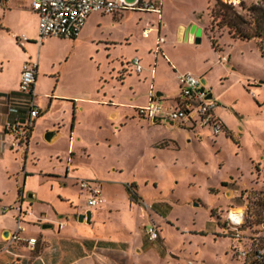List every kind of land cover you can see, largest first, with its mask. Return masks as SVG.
<instances>
[{"label": "rangeland", "instance_id": "1", "mask_svg": "<svg viewBox=\"0 0 264 264\" xmlns=\"http://www.w3.org/2000/svg\"><path fill=\"white\" fill-rule=\"evenodd\" d=\"M9 1L0 0L1 23L8 29L0 36V90L16 85L21 60L36 62V104L44 114L35 121L38 128L30 140L32 164L27 165L25 189L21 149L3 154L0 205L21 201L35 205L47 218L62 215L64 220L75 221L78 208L86 205L76 180H90L100 184L104 200L94 208L100 211L95 228L127 243L131 264H242L235 251L244 249L246 242L233 239L223 220L228 209L247 207L246 225L252 233L264 235V44L234 40L226 28L219 29L210 17L213 0H162L167 23L162 36L167 42L161 47L166 48L168 61L158 56L154 92L164 89L160 102L175 107L179 98L175 72H190L202 79L200 72L206 71L204 89L214 96L215 114L224 129L217 135L199 127L193 132L167 123L163 116L152 123L132 117L128 106L120 111L121 123L110 126L109 110L86 101L72 145L70 128H62L68 117L64 96L101 99L104 86L107 95L125 104L132 93L137 104L148 102L141 75L125 68L123 62L147 48L155 53L156 34L144 38L142 29L156 27L158 15L126 10L115 19L93 13L76 39L39 41L31 0ZM222 1L247 20L251 6L264 8V0ZM124 2L132 5L136 0ZM197 18L204 27L199 43L173 41L176 24ZM212 36L217 49L212 47ZM121 60L118 73L130 78L117 85L119 75L109 73ZM52 94L62 102L47 111ZM58 118L62 120L59 126ZM52 124L60 131L47 142L44 135ZM70 160L77 174L64 187L53 177L62 175ZM130 186L139 197L136 202L129 199L126 188ZM22 194V200L18 199ZM28 195L36 199L29 200ZM147 227L157 228L156 241L147 239Z\"/></svg>", "mask_w": 264, "mask_h": 264}, {"label": "crops", "instance_id": "2", "mask_svg": "<svg viewBox=\"0 0 264 264\" xmlns=\"http://www.w3.org/2000/svg\"><path fill=\"white\" fill-rule=\"evenodd\" d=\"M1 1L8 2L9 0ZM7 5L9 7H13V5L9 3H7ZM162 6L163 2L161 0V8ZM31 12L35 16L37 28V16L33 11ZM123 12L124 11H118L112 15H102L100 13L97 14L101 16H111L112 18L119 19ZM2 15L3 11H1L0 15V36L8 32V29L1 23V17H3ZM191 24H194L198 28H201L203 33L204 27L200 24L199 19H193L191 22H188L186 24H176L175 28L178 27V31L174 32L173 41H175L176 39V42L178 43L187 42L184 38V33L187 27H189V25ZM166 26L167 23L163 17V11L161 10V19H159V17L157 16V26L154 28L149 27L142 29V35L143 30L150 29L149 34L151 32H154L156 34V37H164L162 36V31L166 29ZM148 36L146 38H148ZM12 38L15 42L19 43L18 36L13 35ZM155 41L156 38L154 40V44ZM166 42L167 39L164 37V42L161 46L166 44ZM148 49L149 48L138 53L137 57L140 59L143 69L142 72L137 76L140 77L139 75H141V80L143 81L142 84L147 86V91L149 93L150 89H152L153 92L155 89V80L157 77V66L159 59L158 56L160 55L162 59L168 61V55L166 54L165 47H161V52L158 55L151 53V51H147ZM121 62H123V60L117 62L118 65H116V69H112V72L109 73L110 75L114 73L115 77L116 75H119V77H116L117 79H119L116 80L117 85H122L123 82L126 81V79L130 78V75H125L124 77H122V75L118 73L120 66L123 67ZM125 62H123L124 65ZM23 63L24 60H21L18 65L19 75ZM2 65L3 61L0 57V74L2 73ZM171 67L175 66L171 65ZM183 73L186 72H180L177 70L175 72L176 79L178 75ZM205 73L206 71L200 72V76L202 77V79L205 77ZM19 75L14 87L6 90H0V161H2L3 159V154H11V150L13 149L11 147V143H9L13 135L6 129V123H8V121H12L14 123H23L27 119V96L20 93L18 90ZM120 82H122V84H120ZM36 83L37 72L36 82L34 86L35 95L33 99L34 104L37 106ZM138 83H140V81H138ZM104 90V86H102L101 91L103 92L101 95V99L95 100L80 99L74 96H64L66 97V99H68L63 100L65 109L68 113V117L65 118L66 121L65 124L62 125V128H64L65 130L70 128V144L72 143L73 145L74 141L77 139V130L78 126L80 125L79 114L83 111V107L85 106L84 104H86V101H93L97 106H102L103 108H107L109 110L110 126H118V124L121 123L122 115L120 111L125 106H128L129 109L132 110V117L133 115H136L138 119H141L137 116L136 110L138 107H142V105H139L135 102L134 93H132V98L129 100V102L125 104L122 101L116 100L113 95H107ZM156 91L154 93H159L161 95L160 98L164 97L166 94L164 89L157 88ZM45 96H48V94H45ZM50 96L51 102L48 106L47 111H49L56 103L62 102L61 100L56 99L53 94ZM39 111L40 114L37 119H40L41 115L44 114V112H42V109L39 108ZM23 112H25V114L22 115L21 113ZM63 114H65V112ZM35 121L32 127L31 134L29 136L27 147L25 149L22 146L19 147L22 153L21 161L23 164L21 177H23V180L21 178V182L23 181L24 189L26 187V184H28V175L26 173L27 165L30 163L32 164L29 155L30 140L34 134V131L38 128V123L36 124ZM55 121L57 123V126H59L58 122L62 120L58 118ZM47 129H50L55 133H58V131H60V127H57L56 129V126L54 124H52ZM69 162V164L66 163L67 166L65 167V169L63 168L64 172L62 175L54 174L56 176L53 177L54 179H58L59 181L63 182L64 187H66L65 182L67 180L72 181L74 177L73 175L77 174L75 172V169H72V160H70ZM19 198L22 200L23 194L19 195L18 199ZM27 199L34 201L36 199V196L28 195ZM17 203L18 205H0V264H131V257L130 252L128 251L127 243H125L124 241L113 240L112 238H109L105 233H101L99 232V230H97V228H95V224H97L96 222L98 221V218L100 216V211H97L94 208H98L100 206L88 207L87 205H85L84 208H78L77 215L84 214L86 211L91 212L89 223H80L77 221V219L75 221L64 220L62 215H57V217H54L53 215L51 218H47L45 214L39 209L35 210V205H24L25 202L21 203V201H17ZM132 205L133 204L130 203V209ZM18 216L20 217V226L22 228V231L19 234L20 238L26 240L35 239L36 242L34 243V245H28L23 241H10L9 238L15 231ZM60 225L61 227L59 228ZM5 233H7L6 236H4Z\"/></svg>", "mask_w": 264, "mask_h": 264}, {"label": "built area", "instance_id": "3", "mask_svg": "<svg viewBox=\"0 0 264 264\" xmlns=\"http://www.w3.org/2000/svg\"><path fill=\"white\" fill-rule=\"evenodd\" d=\"M240 1V0H239ZM30 9L37 16L38 39L45 37H57L62 39H75L84 27L86 20L93 13L112 15L118 11H143L161 15V0H136L132 5H127L124 0H31ZM150 29L143 30V36L149 35ZM23 41H27L23 37ZM164 37H156L155 55L161 52ZM223 62L227 59L222 57ZM125 67L138 75L142 72V64L138 57L125 62ZM37 63L24 62L21 67L18 90L28 97V116L23 123L6 124V129L13 135L12 148L27 147L34 121L40 114L39 108L34 104V86L36 82ZM153 73V71H152ZM201 79L189 73L178 75L177 82L180 96L176 100V106L163 105L156 94L150 89L148 102L145 106L137 108V116L141 119L151 120L163 116L167 123H177L182 128L189 127L193 132L197 127L209 129L213 135H217L224 129L223 123L215 114L216 104L214 99L207 100L208 92L202 86ZM76 186L86 197L88 207H97L102 203V190L98 182L90 180H76ZM246 208H230L223 220L225 230L232 232V238L239 242H246L244 249L236 250L235 254L240 259L251 257L264 262V235L252 233L246 225ZM61 225L59 226V228ZM20 217L18 216L14 233L10 241H23L28 245L36 242L35 239H22L19 234ZM261 231H264L262 225ZM149 241L158 239L156 227L145 228ZM191 264V262L189 263Z\"/></svg>", "mask_w": 264, "mask_h": 264}, {"label": "trees", "instance_id": "4", "mask_svg": "<svg viewBox=\"0 0 264 264\" xmlns=\"http://www.w3.org/2000/svg\"><path fill=\"white\" fill-rule=\"evenodd\" d=\"M232 6L231 4L225 3L222 0H213L212 6L209 9L212 22H215L219 29L226 28L228 34L234 40H256L260 45H263L264 8L258 6H251L248 9L250 19L247 20L242 15L234 11ZM211 44L214 49H217V40L213 36L211 37ZM133 188L134 187L132 186L127 187L126 191L129 195V199L133 202H136L139 197L137 196L136 192L133 191ZM223 227H225L224 222ZM241 260L242 264H264V262L256 261L251 257Z\"/></svg>", "mask_w": 264, "mask_h": 264}, {"label": "water", "instance_id": "5", "mask_svg": "<svg viewBox=\"0 0 264 264\" xmlns=\"http://www.w3.org/2000/svg\"><path fill=\"white\" fill-rule=\"evenodd\" d=\"M201 34H202L201 28H198L196 25L191 24V25H189V27H187V29H186V31L184 33V38H185V40L187 42L196 43L197 44V43L200 42ZM200 82H201L202 86L206 85V83H205V81L203 79H201ZM261 83H263V82H261ZM156 97L160 98L161 95L159 93H156ZM206 98H207V100H212L213 99L212 93H208ZM156 122H157L156 118L152 119V123H156ZM55 134L56 133L53 132V131L47 132L44 135L45 141L51 142V140L54 138ZM90 218H91V212L90 211H86L84 214L78 215L77 221L80 222V223H82V222L89 223ZM6 234L7 233H5L4 236H6Z\"/></svg>", "mask_w": 264, "mask_h": 264}]
</instances>
